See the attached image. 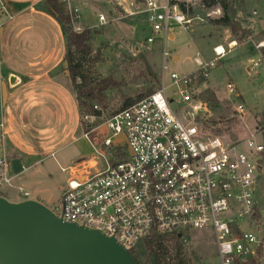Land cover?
Returning <instances> with one entry per match:
<instances>
[{"label": "built area", "instance_id": "2783aa9c", "mask_svg": "<svg viewBox=\"0 0 264 264\" xmlns=\"http://www.w3.org/2000/svg\"><path fill=\"white\" fill-rule=\"evenodd\" d=\"M59 1L80 32L74 25L80 18L73 5L77 0ZM90 1L110 7L108 15L117 11L124 18L144 20L164 38L170 22H190L170 0ZM3 13L0 5V16ZM97 21L96 27L110 22L103 13ZM235 44L214 47L210 61L197 53V69L191 74H171L173 96L160 87L114 114L94 105L92 113L83 115L84 136L95 147L97 164L83 161L70 169L72 179L52 213L63 222L114 238L129 251L154 235L178 234L185 244L191 231L209 230L218 264H264V194L258 193L264 172V126L243 141L226 144L208 135L202 123L212 106L199 98V87ZM263 47L264 42L256 48ZM248 71L262 75L264 91L261 56L251 60ZM226 89L233 93L235 87L229 83ZM244 114L243 104L234 107L235 118ZM2 149L0 140V189L9 185L11 176L10 160Z\"/></svg>", "mask_w": 264, "mask_h": 264}, {"label": "rangeland", "instance_id": "374dc122", "mask_svg": "<svg viewBox=\"0 0 264 264\" xmlns=\"http://www.w3.org/2000/svg\"><path fill=\"white\" fill-rule=\"evenodd\" d=\"M201 1L180 0V3L184 4V12L181 13L190 22L182 26L170 22L167 38H164L163 34H154L144 20L127 19L117 11H111L108 15L110 7L105 5H93L90 0H77L73 3L80 14L75 27L95 26L91 29L101 30L102 33L94 38L92 45L94 49L101 43L105 45L102 52L105 60L97 64L94 70L98 78L110 77L118 84L106 92L108 114L121 107L124 97H135L141 91L152 87L153 92L163 87L167 90L166 93L173 96L171 74H191L197 69L194 62L197 53L205 61H210L213 59L214 47L220 45L227 49L226 44L234 41L235 46H238L232 48L210 72L206 85L199 87L201 92L205 88L214 90L221 100L220 107L211 105V114L207 115L202 123L208 135L216 136L226 144L243 141L255 128L264 126L263 78L262 75H254L248 71L251 60L260 58V49L256 47L264 42L259 35L264 29V24H260L264 20V0H228L234 20L253 36L245 42H238L230 29L211 25L210 22L218 18L221 11L217 6L204 8ZM216 10H219L220 14L214 13ZM252 12L256 14L253 15ZM98 13L107 14L110 22L96 27ZM169 36H172L171 40ZM148 38L152 39L151 43H147ZM163 52L166 53L165 57ZM174 57L178 58L177 61ZM145 64L151 67L158 78V86L150 84L151 78L146 74ZM229 83L235 87L233 93H228L226 89ZM238 94H241L240 98ZM173 100L176 102L178 98ZM238 104H243L245 109V114L240 119L235 118L233 114V109ZM220 111L225 113V116L215 117ZM228 111L231 114H227ZM120 139L124 144V140ZM55 179L63 182L64 174H57L53 181H41L35 186L36 190H43L51 200L48 199L45 203L49 210L57 206L62 191L56 187ZM258 193L264 194V172L258 181ZM6 198L9 200L8 196ZM262 209L264 214L263 204ZM183 247L193 264H218L215 237L209 230L191 231Z\"/></svg>", "mask_w": 264, "mask_h": 264}, {"label": "crops", "instance_id": "0c3cea01", "mask_svg": "<svg viewBox=\"0 0 264 264\" xmlns=\"http://www.w3.org/2000/svg\"><path fill=\"white\" fill-rule=\"evenodd\" d=\"M41 1L0 0L4 10L0 16V93L2 83L7 89L5 102L0 98V140L3 156L19 159L22 167L17 175L11 174L9 185L0 194L6 200L8 196L9 202L33 200L45 205L49 198L43 190H36L38 182L53 181L62 173L64 181L55 179V184L63 190L72 179L73 166L97 162L93 161L95 147L81 129L75 95L62 64L61 28L53 18L35 10ZM12 76L17 83L9 86ZM212 91L218 108L221 100ZM224 114L220 111L215 117Z\"/></svg>", "mask_w": 264, "mask_h": 264}, {"label": "trees", "instance_id": "16d2710c", "mask_svg": "<svg viewBox=\"0 0 264 264\" xmlns=\"http://www.w3.org/2000/svg\"><path fill=\"white\" fill-rule=\"evenodd\" d=\"M170 4H178L179 10L184 12V4L180 3V0H170ZM201 6L207 9L219 7L221 15L211 21L210 24L230 29L238 42H245L253 37L250 36V31L243 29L241 24L234 20L228 0H202ZM35 10L53 18L61 28L64 39L62 64L64 65V70L68 73L70 85L75 95L80 125L83 115L92 113L94 105H99L103 110L107 111L106 92L115 88L118 84L110 77L98 78L97 72L94 70L97 64L105 60L102 54L103 50H105V45L101 43L96 49L92 45L94 38L102 34L101 30L85 28L80 32H76L65 4L59 0H42L35 5ZM259 35L261 40H264V30ZM259 54L264 60V47L260 48ZM145 71L151 78L150 84L158 86V78L148 64H145ZM152 92L153 87L141 91L135 97H124L121 107L117 111H111L110 114L128 108ZM199 98L211 103L213 107L218 105L214 92L209 88L204 89L199 94ZM81 129L83 133L86 132V128L82 125ZM90 139H92L91 136ZM0 196L2 195L0 194ZM130 252L137 264H151L152 254L156 256V264H193L186 256L181 237L178 234L154 235L140 243L136 249H131Z\"/></svg>", "mask_w": 264, "mask_h": 264}, {"label": "water", "instance_id": "95a60500", "mask_svg": "<svg viewBox=\"0 0 264 264\" xmlns=\"http://www.w3.org/2000/svg\"><path fill=\"white\" fill-rule=\"evenodd\" d=\"M14 86L15 77L9 78ZM1 102L7 96L1 84ZM12 174L22 167L10 160ZM180 237V235H178ZM151 264H156L152 254ZM0 264H137L131 252L114 238L63 222L42 202H9L0 196Z\"/></svg>", "mask_w": 264, "mask_h": 264}]
</instances>
